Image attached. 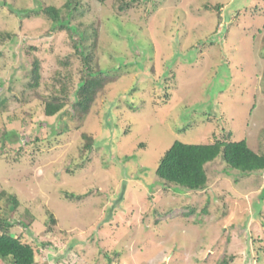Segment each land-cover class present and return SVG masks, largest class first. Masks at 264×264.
I'll use <instances>...</instances> for the list:
<instances>
[{"label":"rangeland","instance_id":"obj_1","mask_svg":"<svg viewBox=\"0 0 264 264\" xmlns=\"http://www.w3.org/2000/svg\"><path fill=\"white\" fill-rule=\"evenodd\" d=\"M75 1L68 15L67 0H0V216L13 210L10 234L33 247L35 264H108L104 252L111 264H264V170L246 174L218 155L199 190L155 174L175 140L244 139L264 152V0L123 10L126 0ZM6 3L40 10L21 18ZM50 5L96 31L84 42L92 70L115 72L83 120L71 108L86 76L78 36L52 28L41 11ZM53 95L64 106L47 116Z\"/></svg>","mask_w":264,"mask_h":264},{"label":"trees","instance_id":"obj_2","mask_svg":"<svg viewBox=\"0 0 264 264\" xmlns=\"http://www.w3.org/2000/svg\"><path fill=\"white\" fill-rule=\"evenodd\" d=\"M96 1L103 3L105 0ZM139 1L141 0H126L123 1L118 8L123 10L128 5ZM74 3L75 4L72 5V0H67L65 3L68 15L77 8L79 1H75ZM6 5L12 12L17 11L21 18L28 17L31 13L37 14L40 10L39 6L33 9H15L9 3H6ZM217 7H220V5H217ZM41 11L51 19L52 28L59 27L62 29V27H67L78 36L77 41H74V46L83 60L86 70L84 73L86 76L81 78L74 92V100L71 103V108L74 115L83 120V117L87 115L91 105L94 103L96 94L103 88L105 81L109 77H112L115 72L106 68H97L95 71L92 70V66L89 62L92 55L86 53V49L89 48V45L84 42L88 37H96V31L92 34H88L85 30H80L76 25H67L69 16L66 18L62 17L61 10L58 7L50 5L41 8ZM115 22L113 32L116 36L120 37L125 27L117 18H115ZM124 32L127 31L125 30ZM37 65L38 64L35 62L31 70L32 82L29 83L31 88H35L39 84L40 73ZM143 72L140 74L143 75ZM138 82L139 81H136L135 85L138 84ZM133 87L135 88L136 86ZM63 98V96L53 95L49 100H45L44 114L52 116L61 110L64 106ZM84 147L85 149L90 148L91 142L87 141ZM218 155L221 156L228 167L246 174L264 170V152L259 153L255 151L244 139L238 141L217 139L212 143H186L175 140L160 157L155 168V174L164 182L174 184L175 187L184 188L186 190H199L204 188L207 182L204 165L214 160ZM66 194L68 197L80 196L72 192H66ZM17 203L16 197L12 196V205L15 207ZM12 214L13 210H10L6 216H0V264L3 262L11 264H35V251L33 247L21 241L19 236H14L9 232V227L11 225L8 217L12 216ZM108 214L107 219L111 217V210H109ZM52 221H54L53 218ZM262 223L264 225V220ZM259 249L264 250V246L261 243H259ZM104 256L107 258L108 264H111V258L108 253L104 252ZM218 264H228V260L226 257H223Z\"/></svg>","mask_w":264,"mask_h":264}]
</instances>
